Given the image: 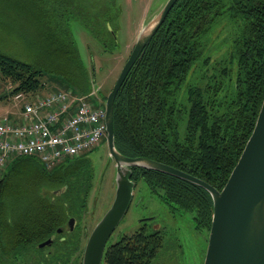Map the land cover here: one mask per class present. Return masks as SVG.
<instances>
[{
    "label": "trees",
    "instance_id": "16d2710c",
    "mask_svg": "<svg viewBox=\"0 0 264 264\" xmlns=\"http://www.w3.org/2000/svg\"><path fill=\"white\" fill-rule=\"evenodd\" d=\"M4 8H20L30 24L44 30L43 38L56 39L62 47L56 52L70 66L59 74L67 89L79 91L76 94L88 93L89 71L67 20L81 21L100 41L104 55L117 51L122 14L117 0H0V9ZM224 18L238 23L229 58L205 70L204 83L189 90L183 107L182 85L197 64L210 65L211 58L204 57V38ZM72 62L80 67L76 76L71 75L75 73ZM43 77L41 69L0 51V78L12 84V96L43 91ZM263 100L264 0H178L117 94L115 144L125 156L162 162L222 190L255 128ZM83 156L65 161L58 169L37 168L47 173L43 179L59 185L60 194L44 191L35 207L31 199L22 208L24 219L10 227V245L15 251L35 248L88 209L92 173ZM35 160L11 161V170L7 168L0 180V198L9 190L11 172ZM132 179L144 181L173 210L192 214L198 229L210 231L213 201L206 190L139 168L133 169ZM2 243L0 232V259ZM163 246L162 233L149 231L148 224L142 223L138 230L107 245L102 264H152ZM16 255L23 253L19 250Z\"/></svg>",
    "mask_w": 264,
    "mask_h": 264
},
{
    "label": "rangeland",
    "instance_id": "374dc122",
    "mask_svg": "<svg viewBox=\"0 0 264 264\" xmlns=\"http://www.w3.org/2000/svg\"><path fill=\"white\" fill-rule=\"evenodd\" d=\"M166 1L117 0L122 14L117 36L119 44L114 55L103 54L100 41L81 21L75 18L67 20L79 56L84 67L89 71L90 88L86 95H90L91 102L96 105H106L108 94L128 60L142 28L158 14ZM237 27V22L224 18L215 24L212 33L204 38V57H210L211 63L207 67L197 64L183 83L179 94L183 107L187 106L189 90L204 83V77L207 75L205 70L211 69L218 62H226L229 58L230 45ZM43 35H45L44 30L37 28L35 24H30L25 12L20 8L12 11L7 8L0 9V51L41 69L44 72L43 80L46 85L43 94L64 91L68 84L59 73L68 71L70 66L63 61V56L56 52L58 48H62L55 43L56 39L43 38ZM72 63V70L75 73L70 74L76 76L75 74H80V67L76 62ZM12 87L11 83L0 78V116L14 106ZM75 93L79 91L76 90ZM35 159L23 170L11 172L8 179L9 190L0 198V232L4 249L0 264L26 263L22 259L24 255H16H19V250L23 253L24 249L15 251L16 249L10 245L11 228L24 219L22 208L29 203L28 201L32 199L33 208L44 191H58L56 189L59 185H52L43 179L46 178L47 173L38 171L41 169L37 170L43 163L40 159ZM83 159L92 173V187L88 197V209L79 219L74 235L85 242V237L90 235L114 201L116 168L114 160L110 157L106 138L102 140L101 145L85 152ZM62 164L45 169H58ZM7 168L11 170V162ZM24 198L27 200L23 201ZM47 198L56 202L52 196L48 195ZM63 204L65 207L68 206L64 202ZM68 208L69 206L65 209ZM142 223L148 224L149 231H160L164 237V246L152 264H204L210 231L198 229L192 214L173 210L158 194L152 192L144 181L140 180L136 184L134 198L127 214L107 245L113 244L125 234L138 230ZM31 251L37 253L34 248Z\"/></svg>",
    "mask_w": 264,
    "mask_h": 264
},
{
    "label": "water",
    "instance_id": "95a60500",
    "mask_svg": "<svg viewBox=\"0 0 264 264\" xmlns=\"http://www.w3.org/2000/svg\"><path fill=\"white\" fill-rule=\"evenodd\" d=\"M177 2L178 0H167L158 14L142 28L106 99L107 144L110 157L115 162L116 191L111 207L88 237L83 264H102L107 244L132 204L137 184L132 179L134 168L174 176L197 185L210 194L213 215L204 264H264V100L255 128L222 190L162 162L147 157L125 156L115 144L114 104L117 94ZM55 194H60V191ZM76 224L77 220L71 218L68 222L70 230ZM62 230L63 228H59L57 232ZM53 240L54 237H51L39 244L38 248L50 246Z\"/></svg>",
    "mask_w": 264,
    "mask_h": 264
},
{
    "label": "built area",
    "instance_id": "2783aa9c",
    "mask_svg": "<svg viewBox=\"0 0 264 264\" xmlns=\"http://www.w3.org/2000/svg\"><path fill=\"white\" fill-rule=\"evenodd\" d=\"M13 95L14 106L0 116V180L16 158H38L47 169L101 145L106 105L71 89Z\"/></svg>",
    "mask_w": 264,
    "mask_h": 264
},
{
    "label": "flooded vegetation",
    "instance_id": "af4514ba",
    "mask_svg": "<svg viewBox=\"0 0 264 264\" xmlns=\"http://www.w3.org/2000/svg\"><path fill=\"white\" fill-rule=\"evenodd\" d=\"M69 220L60 227L63 228L62 232L56 231L55 235L51 236L54 237V240L50 246L38 248V244L34 248L37 251L36 254L31 251L33 248H26L23 252L25 258L22 257V259L27 264H83L84 251L89 236H86L85 242L82 240V243L81 239L74 235L79 220L76 219L77 224L73 230H70L68 226Z\"/></svg>",
    "mask_w": 264,
    "mask_h": 264
}]
</instances>
